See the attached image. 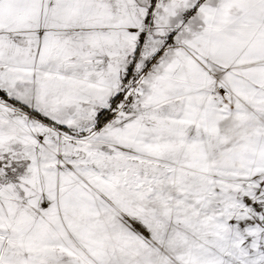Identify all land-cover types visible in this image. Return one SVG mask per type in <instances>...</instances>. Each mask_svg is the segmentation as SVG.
Returning a JSON list of instances; mask_svg holds the SVG:
<instances>
[{
  "label": "snow or ice",
  "instance_id": "snow-or-ice-1",
  "mask_svg": "<svg viewBox=\"0 0 264 264\" xmlns=\"http://www.w3.org/2000/svg\"><path fill=\"white\" fill-rule=\"evenodd\" d=\"M0 264H264V0H0Z\"/></svg>",
  "mask_w": 264,
  "mask_h": 264
}]
</instances>
